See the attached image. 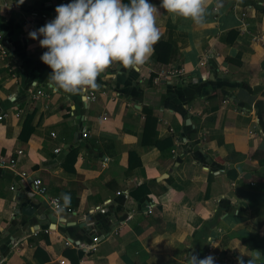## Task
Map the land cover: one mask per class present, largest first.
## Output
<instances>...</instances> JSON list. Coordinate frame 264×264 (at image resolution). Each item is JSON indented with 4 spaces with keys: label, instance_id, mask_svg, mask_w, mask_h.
I'll list each match as a JSON object with an SVG mask.
<instances>
[{
    "label": "crops",
    "instance_id": "obj_1",
    "mask_svg": "<svg viewBox=\"0 0 264 264\" xmlns=\"http://www.w3.org/2000/svg\"><path fill=\"white\" fill-rule=\"evenodd\" d=\"M70 2L0 0V264H264V0H207L203 27L160 9L144 65L68 97L29 33ZM35 178L55 221L19 212Z\"/></svg>",
    "mask_w": 264,
    "mask_h": 264
},
{
    "label": "clouds",
    "instance_id": "obj_2",
    "mask_svg": "<svg viewBox=\"0 0 264 264\" xmlns=\"http://www.w3.org/2000/svg\"><path fill=\"white\" fill-rule=\"evenodd\" d=\"M207 0H71L56 7V16L29 33L46 49L40 59L52 71L47 86L68 97L99 88L98 77L118 64L126 70L144 65L161 38L157 26L160 9L175 23L190 20L203 27ZM219 6V3L218 5ZM42 37V38H41ZM237 257L238 264H257L259 250ZM214 264V258H208Z\"/></svg>",
    "mask_w": 264,
    "mask_h": 264
},
{
    "label": "built area",
    "instance_id": "obj_3",
    "mask_svg": "<svg viewBox=\"0 0 264 264\" xmlns=\"http://www.w3.org/2000/svg\"><path fill=\"white\" fill-rule=\"evenodd\" d=\"M0 39H1V35H0ZM256 40L258 41H262L264 43V40L262 38H257ZM0 52L1 54H5V51L3 50V47L0 45ZM36 94L37 95H42V91L41 90H37L36 91ZM88 99H91L93 100L94 99V96L92 93H90V95L87 96ZM4 118V115H1L0 116V120ZM54 136V134H53ZM87 134L85 132L82 133V137H86ZM55 153H58V149L55 150ZM16 163V159H13V158H6V157H3L2 155H0V169H7V168H11L15 165ZM20 177L22 179H26L27 178V175H25L24 173H21L20 174ZM31 188L32 190L34 191L35 194L37 195H40V196H46L49 204L52 205L51 209L54 211V213L60 211L61 209H63V206L61 204V201L59 199V197L57 196H51L49 197L48 196V189L47 187L45 186V184L42 182L41 179L39 178H35L31 181ZM147 212L148 213H151L152 212V206L151 205H147ZM68 212H70V209H66ZM94 242H97L99 239L97 236H95L93 238ZM69 244V242H68ZM94 247V245H90V246H87L88 250H91L92 248ZM216 262V259L214 258V264ZM208 264V262H207Z\"/></svg>",
    "mask_w": 264,
    "mask_h": 264
},
{
    "label": "water",
    "instance_id": "obj_4",
    "mask_svg": "<svg viewBox=\"0 0 264 264\" xmlns=\"http://www.w3.org/2000/svg\"><path fill=\"white\" fill-rule=\"evenodd\" d=\"M33 198H35L37 201H39V203L33 204L31 202V200ZM41 205L44 207V210L38 214H35L36 210ZM51 207H52V205L49 204L46 196L41 197V196L35 195V193L34 194L30 193L29 195L26 194V196L23 197L22 200L19 202V212L25 216L34 215L37 220L49 219L51 221H55V217L53 215L54 211L51 209ZM46 228H48L47 225H46ZM190 262H191V259L188 260V263H190Z\"/></svg>",
    "mask_w": 264,
    "mask_h": 264
},
{
    "label": "trees",
    "instance_id": "obj_5",
    "mask_svg": "<svg viewBox=\"0 0 264 264\" xmlns=\"http://www.w3.org/2000/svg\"><path fill=\"white\" fill-rule=\"evenodd\" d=\"M233 1L235 2L236 0H233ZM238 3H239V1H238ZM247 3H249V4H254V3H251L250 1L247 2ZM254 6H256V5H254ZM256 8H258V7L256 6ZM26 126H27V124H26ZM30 135H31V132L29 131V132L27 133V136L22 137V138L26 139V138H28Z\"/></svg>",
    "mask_w": 264,
    "mask_h": 264
}]
</instances>
